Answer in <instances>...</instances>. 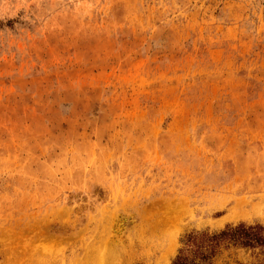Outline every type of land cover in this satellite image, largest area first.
<instances>
[{"label": "rangeland", "instance_id": "1", "mask_svg": "<svg viewBox=\"0 0 264 264\" xmlns=\"http://www.w3.org/2000/svg\"><path fill=\"white\" fill-rule=\"evenodd\" d=\"M197 248L264 264V0H0V264Z\"/></svg>", "mask_w": 264, "mask_h": 264}, {"label": "trees", "instance_id": "2", "mask_svg": "<svg viewBox=\"0 0 264 264\" xmlns=\"http://www.w3.org/2000/svg\"><path fill=\"white\" fill-rule=\"evenodd\" d=\"M250 230L253 231H248V229H246L243 226L240 227H236V228H229L225 231H223L221 233L222 236H227V235H233L235 236L236 234H239L241 237L243 238H247L248 240L243 241V244H250L253 245V242L251 241V239H257L256 241H258V239H261V237H259V228L258 227H249ZM187 242H194V240L191 237H188ZM198 250L199 248H197L194 253L192 254V256L190 257L188 254H183V252L181 251V254L177 256V258L174 260L173 264H203V262L201 263H197L195 257H197L198 255ZM206 256H201V259L205 261Z\"/></svg>", "mask_w": 264, "mask_h": 264}, {"label": "bare ground", "instance_id": "3", "mask_svg": "<svg viewBox=\"0 0 264 264\" xmlns=\"http://www.w3.org/2000/svg\"><path fill=\"white\" fill-rule=\"evenodd\" d=\"M147 244V243H146ZM167 252H168V250H166ZM80 258V257H79ZM88 259V258H87ZM91 259H92V257H91ZM96 264V263H95ZM97 264H98V262H97Z\"/></svg>", "mask_w": 264, "mask_h": 264}]
</instances>
